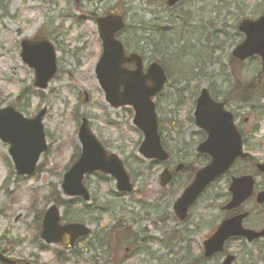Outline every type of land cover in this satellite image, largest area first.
Segmentation results:
<instances>
[{
	"label": "rangeland",
	"instance_id": "rangeland-1",
	"mask_svg": "<svg viewBox=\"0 0 264 264\" xmlns=\"http://www.w3.org/2000/svg\"><path fill=\"white\" fill-rule=\"evenodd\" d=\"M263 3L184 0L167 8L164 0H0V108L13 106L27 117L45 108L47 143L31 177L15 174L7 147L0 144V247L6 255L17 264H102L105 259L110 264H186L201 258L202 242L221 218L217 208L228 179L210 188L184 222L176 219L172 206L184 185L160 188L162 166L138 155L142 137L131 124V110H114L104 101L94 75L101 54L95 17L121 9L126 27L118 39L126 52L142 56L144 67L151 62L165 66L168 82L156 99L160 133L172 161L194 168L202 162L195 156V99L201 87L216 94L260 70L257 59L231 66L230 54L241 40L234 25L258 17ZM35 37L48 39L57 52V73L45 90L33 87L34 73L19 57L20 41ZM83 117L103 146L122 158L134 193L119 195L112 179L87 175L89 203L58 198L66 203L62 214L88 225L91 237L73 249L48 246L39 237L41 216L79 154ZM260 128L250 148L262 159L264 121ZM229 252L239 256L237 263H248L245 245L230 246Z\"/></svg>",
	"mask_w": 264,
	"mask_h": 264
},
{
	"label": "water",
	"instance_id": "water-1",
	"mask_svg": "<svg viewBox=\"0 0 264 264\" xmlns=\"http://www.w3.org/2000/svg\"><path fill=\"white\" fill-rule=\"evenodd\" d=\"M180 0H167L169 7ZM98 35L102 52L95 67L96 80L103 90L105 101L111 108L130 107L133 110L132 124L142 134V142L138 153L145 160L166 162L168 155L163 150L157 131V117L153 98L163 89L166 76L157 63L150 64L143 72L142 58L136 54L126 56L122 44L116 39L124 28L121 16L108 15L97 20ZM244 33V42L236 48L233 55L240 61L252 56L261 59L264 73V16L255 21L244 20L239 25ZM20 58L23 64L34 71V87L45 89L56 73V54L52 45L46 41L23 40L20 43ZM133 64V69L125 65ZM45 109L34 118H25L12 107L0 109V141L9 145L8 154L18 175H31L35 171L40 155L46 149L42 119ZM195 125L203 130L207 139L198 147V152L207 154L211 161L199 170L190 186L174 204V211L180 219H184L188 208L210 182L225 172L234 160L244 157L241 154L239 135L234 130L230 114L223 111V105L215 103L206 89H202L196 100L194 110ZM226 133V137L222 135ZM78 141L81 146L79 159L64 174L60 189L65 197H81L89 199L84 187V175L101 172L111 176L116 182L119 192L129 193L132 186L123 168L122 161L114 154H108L91 133L88 122L82 119L78 130ZM264 170V166L260 168ZM170 173L164 170L160 176V184L165 187L170 181ZM251 180L241 178L234 180L230 187L233 195L229 207L242 202L250 193ZM264 199V197L262 198ZM241 217L224 222L216 233L204 243L205 256L209 257L221 251L223 242L235 235H249L240 226ZM60 212L56 206H50L43 217L41 239L46 244L61 243L65 235L70 237L69 245L82 236L88 229L82 224L60 225ZM259 236V235H256ZM228 258L224 264H230ZM0 262L13 264L0 254Z\"/></svg>",
	"mask_w": 264,
	"mask_h": 264
},
{
	"label": "flooded vegetation",
	"instance_id": "flooded-vegetation-1",
	"mask_svg": "<svg viewBox=\"0 0 264 264\" xmlns=\"http://www.w3.org/2000/svg\"><path fill=\"white\" fill-rule=\"evenodd\" d=\"M240 39L242 35L238 32L235 33ZM232 59V53L230 54ZM233 74V73H232ZM255 81L254 84L252 80ZM251 79H244L243 85L237 86L231 84L225 91L218 92L214 95V99L217 102L223 103L224 108L227 112H229L232 116V125L237 130L238 134L241 138L242 143V151L246 155L244 159H238L234 162V164L227 171L229 173L227 175L222 176L220 179L216 180L214 183L210 184L206 189V192L212 188L216 183H218L222 178H234L235 176L240 177V174L244 176H250L253 178L252 192L250 197L243 201L241 204L236 206L235 208L224 209L229 200H226L217 208L219 214H221V218L219 220L215 219V227L210 230V233L213 234L219 224L224 220L232 217H237L240 215H245V217L241 221V225L244 229L250 230L256 233L264 231V201L261 196L264 194V185L262 180L264 179V171H260L258 169L259 165H264V153L262 159L257 158L256 154L253 152L252 148H250V141L259 135L261 131V124L264 121V116L261 113H264V106L261 104V101L264 100V92H263V81L259 74L253 75ZM261 112L258 117H255L256 113ZM253 121V123H252ZM253 124V126L251 125ZM226 137V133L222 135ZM261 137V136H260ZM205 138V135L201 132L199 133V139L197 142H202ZM198 158H203L204 162L207 161V157L205 155H198ZM208 162V161H207ZM206 162V163H207ZM203 164V163H202ZM202 164H200L201 167ZM167 169L171 173V181L169 186L175 183H181L186 187L190 184L192 178L194 177L195 171L197 167H192L189 165H184L181 169L177 170L176 161H172V158L169 154V161L167 163ZM230 183H227V185ZM228 199V198H227ZM198 199L189 209L190 211L195 207ZM259 202V203H258ZM211 204H213V198L211 200ZM213 207V205H211ZM66 238L64 239V241ZM241 243L249 248V255L253 251L255 255L249 256V263L254 264V261L251 259H261L264 258V236L261 238L253 239L251 241L245 240V238L235 237L229 239L224 246V251L222 254L218 255L221 260L224 255L229 253V247ZM246 252L244 248H240ZM252 250V251H251ZM145 253H149V251H145ZM244 253V252H242ZM237 258L239 256L235 254V262H238ZM210 259L209 261H212Z\"/></svg>",
	"mask_w": 264,
	"mask_h": 264
},
{
	"label": "trees",
	"instance_id": "trees-1",
	"mask_svg": "<svg viewBox=\"0 0 264 264\" xmlns=\"http://www.w3.org/2000/svg\"><path fill=\"white\" fill-rule=\"evenodd\" d=\"M264 11V10H263ZM264 13V12H263ZM251 84H254V82H252ZM55 187L52 189V191L54 192L55 191ZM52 196H55V197H50V200H52L55 204H57L58 206H64L66 205V203H64L61 199L58 198V194H55L52 195Z\"/></svg>",
	"mask_w": 264,
	"mask_h": 264
}]
</instances>
